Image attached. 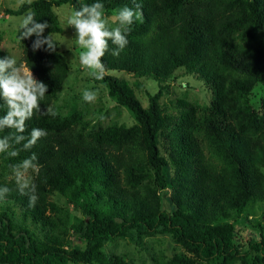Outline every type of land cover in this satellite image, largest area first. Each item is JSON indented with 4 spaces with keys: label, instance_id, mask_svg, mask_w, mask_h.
Masks as SVG:
<instances>
[{
    "label": "trees",
    "instance_id": "1",
    "mask_svg": "<svg viewBox=\"0 0 264 264\" xmlns=\"http://www.w3.org/2000/svg\"><path fill=\"white\" fill-rule=\"evenodd\" d=\"M95 2L32 0L4 9L11 16L34 12L37 22L50 25L47 36L63 31L55 6L70 4L78 10ZM99 2L104 11L128 6L142 13L143 22L130 26L129 43L118 57L111 55L114 46L109 42L102 58L105 77L96 80L131 110L137 123L93 132L61 124L53 102L69 76V63L57 41L55 52H33L35 36L24 40L23 62L48 85L41 111L26 122L25 135L33 128L48 135L30 150L17 145L16 157L1 154L0 186L10 192L0 200V264H126L104 257L106 243L127 237L138 241L156 233H170L182 247L181 253L159 264H264V235L244 249L236 240L235 225L221 222L234 210L242 213L250 202L264 201V99L255 104L250 98L259 83L264 85V0ZM7 55L0 49V58ZM181 68L206 81L214 98L207 110L180 118L166 154L161 98L164 84ZM112 70L160 83L158 92L148 93V107L127 82L108 73ZM6 112L0 101V117ZM11 131H0V138ZM32 153L40 166L32 178L39 197L34 207L17 191L15 180L5 177ZM148 166L158 189L144 183ZM53 191L81 209L84 218L73 225L72 235L84 247L41 241L28 226L17 227L13 208L41 221L47 209L56 213L59 208L49 199Z\"/></svg>",
    "mask_w": 264,
    "mask_h": 264
},
{
    "label": "rangeland",
    "instance_id": "2",
    "mask_svg": "<svg viewBox=\"0 0 264 264\" xmlns=\"http://www.w3.org/2000/svg\"><path fill=\"white\" fill-rule=\"evenodd\" d=\"M28 0H24L27 2ZM32 1V0H31ZM21 5L20 0H0V8L16 9ZM4 10L0 11V49L8 55L17 59L18 66L23 62V41H19L20 21L24 15L11 16ZM62 26V33L54 34L58 42V49L66 57L70 73L65 81L63 90L57 95L53 102V107L61 120V124L70 125L74 128L85 129L88 132L104 130L110 126L118 125L131 127L136 125L137 120L130 109L118 103L117 99L109 94L108 88L97 82L89 71L83 68L79 62V52L81 49L75 44V29L68 27L67 19L74 11L70 4L55 6ZM116 15V10L104 11V18L108 21V27L113 28L116 23L112 17ZM22 31V30H21ZM33 73V72H32ZM108 73L127 82L135 91L137 97L144 107L149 105L148 93L155 94L159 91L160 83L152 78H139L133 72L112 70ZM34 78H37L33 73ZM167 85L163 92L161 103L165 106L166 127L162 133L161 145L167 154L169 139L172 136L180 118L194 111L200 114L202 110H207L214 98L212 87L197 74L187 73L183 68L178 69L164 84ZM85 89L97 91V99L93 103L85 102L82 94ZM255 104L264 99V85L259 83L250 96ZM85 135V132L82 133ZM264 172V167H263ZM35 171H30L33 178ZM2 174V160L0 154V175ZM144 183L153 189H158L153 168H146ZM7 180H15L12 173H8ZM169 195L172 191L169 190ZM50 201L59 210L56 213L47 209L43 214L45 221L33 220L27 216L22 209L13 208L18 219L17 227L28 226L41 241H54L66 248L84 247L73 232V225L84 215L80 208L74 206L68 197L58 191H53L49 195ZM165 206H168L167 199H164ZM51 221V222H50ZM231 221L237 231V242L247 249L251 239H259L264 235V201L250 202L245 210L237 214L234 210L231 217L222 219L221 222ZM43 222H48L43 224ZM57 233L58 236L55 234ZM57 237V238H55ZM182 247L175 241L170 233H156L145 236L142 240H132L129 237L119 238L115 241L107 242L103 248L104 257H112L113 260H122L126 264H159L168 262L177 253H181ZM190 258H194L191 257ZM197 262V261H196ZM198 264H209L198 261ZM233 264H241L235 261Z\"/></svg>",
    "mask_w": 264,
    "mask_h": 264
},
{
    "label": "clouds",
    "instance_id": "3",
    "mask_svg": "<svg viewBox=\"0 0 264 264\" xmlns=\"http://www.w3.org/2000/svg\"><path fill=\"white\" fill-rule=\"evenodd\" d=\"M20 3L22 5L24 0H20ZM28 3L30 4L31 0H28ZM112 20L117 26L109 28L108 21L104 18V4L99 0L90 5H82L67 19L68 27L75 29V44L81 49L79 52L80 65L90 70L89 75L97 81L105 77L106 68L102 58L110 50L109 42L114 46L111 48V55L118 57L129 43L127 35L131 31L130 26L136 21L143 22V17L142 13L136 9L124 6L116 10V15L112 17ZM49 27L47 21L37 22L35 13L29 11L21 18L17 39L23 41L35 36L31 46L33 52L40 49L55 52L57 42L53 33L49 32L47 36L44 35L45 29ZM47 91L48 85L34 78L31 68L24 64L18 66L17 59L10 55L0 58V101L7 106L6 114L0 117V131L12 130L9 135L0 138V154L7 153L10 157H16L19 153L17 145H22V150H30L41 138L48 135L41 128H33L25 135L26 122L35 113L41 111L40 101ZM97 95V91L85 89L82 99L93 103ZM46 111L50 115H55L50 108ZM39 167L35 153L12 167L17 191L20 195L28 197L30 207L37 204L39 197L37 185L29 172L38 171ZM9 192V187L0 186V200L5 199Z\"/></svg>",
    "mask_w": 264,
    "mask_h": 264
},
{
    "label": "water",
    "instance_id": "4",
    "mask_svg": "<svg viewBox=\"0 0 264 264\" xmlns=\"http://www.w3.org/2000/svg\"><path fill=\"white\" fill-rule=\"evenodd\" d=\"M3 9H4V8H3V7H1V8H0V11H1V10H3Z\"/></svg>",
    "mask_w": 264,
    "mask_h": 264
}]
</instances>
